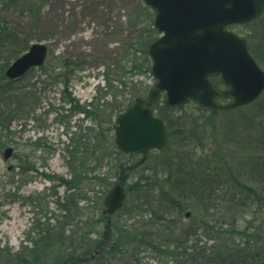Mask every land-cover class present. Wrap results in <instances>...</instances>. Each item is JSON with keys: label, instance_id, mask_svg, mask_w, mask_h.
Returning a JSON list of instances; mask_svg holds the SVG:
<instances>
[{"label": "trees", "instance_id": "trees-1", "mask_svg": "<svg viewBox=\"0 0 264 264\" xmlns=\"http://www.w3.org/2000/svg\"><path fill=\"white\" fill-rule=\"evenodd\" d=\"M44 2L0 0V13L13 8L35 25L41 20ZM244 28L251 54L264 68V14ZM155 37L150 26L145 42L124 49V57L116 64V76L104 71L103 86H97L89 101L81 102L72 95L69 85L72 76L83 68V62L46 60L37 75L32 69L22 78L5 79V68L28 49L33 38L0 14V138L9 132L12 123L35 119L40 94L54 86H60V102L68 113L63 115V121L76 114L90 121L84 134L80 138L70 136L64 148L70 179L59 178V185L67 189L63 203L57 200L64 212L62 226L41 229L33 240L31 253H21L15 260L8 257L9 253L4 256L0 249V264H148L141 256L145 252L156 257L155 264H169L164 263L165 258L171 259V264H264V92L247 106L221 112H208L193 103L174 108L155 104L153 109L168 133L167 144L159 152L175 154L166 159V189L139 176L127 187L129 201L118 212L132 217L148 212L152 218H127L131 223L125 227L110 226L97 244L88 238L93 235L92 230L83 237L64 233L65 225L76 227L73 215L82 209L73 201L88 202L86 193L94 192L96 187L105 194L110 179L123 172L128 160L134 158V154H123L113 144V117L131 103L119 100L124 91L132 97L139 96L136 84L126 80L127 74L149 71L147 48ZM212 80L218 84L217 77ZM188 106L197 114L185 112ZM51 110L48 107L47 113ZM173 131L182 133L176 145L172 143ZM181 154L184 158L175 161ZM110 160H114L113 165ZM134 172L122 174L121 184ZM190 207L194 215L203 211L204 217L190 218L186 225L164 218L172 211L180 213ZM251 208L263 218H244ZM216 215L220 218H210ZM82 224L81 230L92 227L86 219ZM90 245H95V249H89ZM96 246L104 247V257L95 256Z\"/></svg>", "mask_w": 264, "mask_h": 264}, {"label": "rangeland", "instance_id": "rangeland-1", "mask_svg": "<svg viewBox=\"0 0 264 264\" xmlns=\"http://www.w3.org/2000/svg\"><path fill=\"white\" fill-rule=\"evenodd\" d=\"M41 9V20L35 25L30 24L13 8L1 11L0 14L26 30L29 37L33 38L32 43L48 45L51 51V56L47 58L48 63L61 59L74 60L75 63L83 62V68L72 76L69 85L72 95L81 102L89 101L97 86H103L104 71L108 72L109 76H116V64L124 57V49L127 46L130 48L133 44V47H139L146 41L148 28L152 27L153 11L142 0H45ZM232 30L240 35L246 34L243 26H235ZM137 58L140 59V56L137 55ZM138 71L140 70L128 73L126 80L135 83L139 96L144 98L154 79L149 71L137 73ZM39 72L38 69H34L33 74L37 75ZM59 89L60 86L49 87L41 93L35 119L12 123L9 132L2 133L3 136L0 138V249L3 250L4 256L9 253L8 257L12 260L21 253L28 251L31 253L33 240L38 238L41 229L60 228L62 226L60 223L64 222L62 217L64 212L57 203L58 199L63 203L67 193L66 187L59 185V178L70 179L68 158L64 148L70 136L80 138L84 134L85 127L90 121L83 120L81 114L62 120L66 112L60 102ZM135 97L138 96L132 97L124 91L119 100L127 103L129 100L133 101ZM48 107L52 109L50 113H47ZM191 111L197 114L191 106L185 110L187 113ZM181 136V131H173V145L180 142ZM7 147L12 149V153L4 160L3 150ZM174 155L170 151L168 154L151 151L145 164L131 173L123 184L125 190L139 176L148 178L149 184L151 182L165 190L166 159ZM180 156L175 161L180 162L184 158L183 154ZM202 156L206 154L202 152ZM137 158L136 156L128 161L132 162ZM113 163L114 160H110V165ZM29 168L32 170L29 171ZM105 168L106 166L103 167L104 171ZM114 181L115 177H112L110 187ZM105 194L103 189L96 187L94 192L86 193L88 202L73 201L82 209H78L77 215H73L77 222L76 227L65 225L66 236L73 233L74 237H79L92 230L93 235L88 238L94 239V243L97 244L104 227H125L124 224L131 223L127 218L145 220L152 218L148 212L136 217L116 213L110 216L106 223L103 220L96 221L97 218H103L100 214L102 208L100 201L102 202ZM130 197H134V191ZM187 204L191 206V202ZM186 212L190 213L188 217L185 216ZM203 217V211L194 215L191 207L180 213L172 211L170 215L164 216L174 218L175 222L182 225L188 224L190 218ZM210 218L220 217L216 215ZM244 218L263 217L251 208L250 214ZM84 219L92 224V227L81 230ZM94 246L90 245L88 248L92 250L95 249ZM98 255L104 257V247L95 256ZM141 256L144 257V262L155 264V256L148 252L142 253ZM163 260L164 263L168 261L171 264V259Z\"/></svg>", "mask_w": 264, "mask_h": 264}, {"label": "water", "instance_id": "water-1", "mask_svg": "<svg viewBox=\"0 0 264 264\" xmlns=\"http://www.w3.org/2000/svg\"><path fill=\"white\" fill-rule=\"evenodd\" d=\"M153 12L159 34L149 45L150 74L155 83L147 98H135L114 118V144L123 153H141L124 171L141 165L150 150L165 146L163 121L152 112L161 101L166 107L189 102L208 111L230 110L256 100L264 91V71L250 54L244 36L232 25L248 24L264 12V0H143ZM47 46L33 43L5 69L14 80L44 64ZM218 76L221 87L210 77ZM227 101L220 103V99ZM12 149L3 151V159ZM122 175L119 172L118 177ZM126 195L119 178L103 199L102 214L118 211ZM187 212L185 216H189Z\"/></svg>", "mask_w": 264, "mask_h": 264}]
</instances>
